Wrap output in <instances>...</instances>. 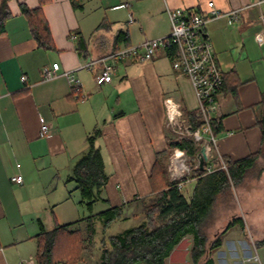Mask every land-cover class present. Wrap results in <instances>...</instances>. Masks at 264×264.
Listing matches in <instances>:
<instances>
[{
  "label": "crops",
  "instance_id": "1",
  "mask_svg": "<svg viewBox=\"0 0 264 264\" xmlns=\"http://www.w3.org/2000/svg\"><path fill=\"white\" fill-rule=\"evenodd\" d=\"M209 1L224 12L239 10L237 20L229 23L221 16L205 28L223 73L213 111V122L219 123L215 150L225 164L253 160L237 182L230 180L214 193L206 183L210 172L199 176L190 170L181 190L186 201L198 180V195L212 196L197 227L202 252L193 259L195 234L189 232L165 264H264V141L258 123L264 114V0H254L259 1L255 5H249L252 0H83L80 10L69 0H7L11 16L0 35V264H37L42 230L90 213L71 178L89 135L107 178L103 200L92 205V212L121 206L119 218L141 214L144 222L142 208L133 210L134 205L171 181L168 171L166 177L153 172L158 154L177 141L164 126L163 98L180 102L184 114L198 112L193 87L172 68L168 49H157L148 60L120 61L112 79L100 85L95 82L100 65H82L167 34V8L204 12ZM21 5L40 9L52 49L37 45ZM119 32H127V41L116 40ZM54 62L59 74L42 79L41 67ZM67 70L80 80L78 90L62 75ZM15 175L22 176L21 183L11 181ZM97 222L102 236L103 220L95 219V230ZM59 257L56 264H68ZM97 258L95 249L82 250L73 264H95Z\"/></svg>",
  "mask_w": 264,
  "mask_h": 264
},
{
  "label": "trees",
  "instance_id": "2",
  "mask_svg": "<svg viewBox=\"0 0 264 264\" xmlns=\"http://www.w3.org/2000/svg\"><path fill=\"white\" fill-rule=\"evenodd\" d=\"M46 0H40L43 3ZM74 10L82 8L83 0H69ZM21 11L28 20V26L32 37L39 47L52 49L53 44L48 31V26L39 8H28L21 5ZM11 16L7 6V0L0 1V35L4 32V23ZM123 34V35H121ZM127 41V32H119L116 40ZM261 103L264 107V92ZM193 126L201 123L198 112L185 114ZM264 141V114L259 120ZM214 132L219 129V123H212ZM97 129L93 134L97 133ZM174 147L182 149L191 164V172L197 175L206 173L205 168L199 170L196 163V154L199 146L191 140L170 141L168 149L159 153L153 167V172L167 175V159ZM252 157L239 161L226 160L227 173L220 169L208 174L206 183L210 193L228 186L230 180L237 182L246 169L251 165ZM230 179L228 178V176ZM71 178L77 183L81 202L86 205L90 213L75 222L57 225L50 230H42L37 238L36 262L37 264H56L59 260L55 257V249L58 240L63 239V248L60 253L62 263L73 264L79 259L82 250H90L95 244V219L103 220V235L98 241V258L95 264H165V259L174 245L186 234H195V244L192 250L193 259L202 252L203 239L197 232V227L202 213L212 202V196L202 197L198 195V185L192 199L187 202L181 191L178 190L175 181H167L166 188L144 198L142 210L144 222L130 227L120 234L105 235L109 226L121 216V206H108L105 210L92 212V205L99 200L100 191L106 183V175L103 169V159L97 148L93 146V135L86 137V148L72 168ZM158 219L161 222L158 223ZM82 223V224H80ZM261 242L264 243V240Z\"/></svg>",
  "mask_w": 264,
  "mask_h": 264
},
{
  "label": "built area",
  "instance_id": "3",
  "mask_svg": "<svg viewBox=\"0 0 264 264\" xmlns=\"http://www.w3.org/2000/svg\"><path fill=\"white\" fill-rule=\"evenodd\" d=\"M258 3L259 1L252 0L249 5ZM206 6L207 10L204 12L167 8L170 23L167 34L145 39L138 45L118 48L82 66L89 68L93 63L100 65V69L95 75V82L100 85L112 79L117 64L122 60L129 58L140 61L148 60L159 48L171 50L173 54L172 68L188 78L193 87L201 123L198 126H193L183 113L181 103L170 96H165L163 98L164 126L175 134L176 140H191L199 147L204 143L206 154L204 168L206 172H212L216 169L227 170L224 159L215 150L217 137L212 125L216 97L223 85V73L216 60L212 42L205 34V28L210 21L221 16H226L229 23L237 20L239 10L224 12L215 8L212 1L207 2ZM58 70L57 62L42 66V79H51L57 76ZM62 75L66 77L72 89H79L81 82L72 71H63ZM25 79L26 76L21 75V80ZM41 132L42 134L47 133L46 124H42ZM195 165H197V159ZM190 167L191 164L186 153L182 149L174 147L169 157L168 172L171 181L176 182L180 191L184 187ZM10 179L18 183L22 182L21 175L12 176Z\"/></svg>",
  "mask_w": 264,
  "mask_h": 264
},
{
  "label": "rangeland",
  "instance_id": "4",
  "mask_svg": "<svg viewBox=\"0 0 264 264\" xmlns=\"http://www.w3.org/2000/svg\"><path fill=\"white\" fill-rule=\"evenodd\" d=\"M261 163H264V161H261ZM168 171V170H167ZM151 183L153 184L154 187H156V180L154 181H151ZM148 197H144V199L146 200ZM128 208V207H127ZM142 208V201L140 202H137L134 207H133V210H140ZM126 213V212H125ZM123 215H127V214H124ZM122 215V216H123ZM135 215V214H134ZM132 214L126 216V217H121L119 219H117L109 228L108 230L105 232V235H115L117 233H121L123 232L124 230L132 227V226H136L138 225L139 223L142 222L143 220V217L141 214H136L135 216ZM101 237V227H99V223L97 222L96 223V232H95V235H94V239H95V244H93V249H95L97 251V246H98V241ZM63 248V239H60L58 240V244H57V247L55 249V252H56V258H58V254H60L61 251ZM60 252V253H59Z\"/></svg>",
  "mask_w": 264,
  "mask_h": 264
},
{
  "label": "water",
  "instance_id": "5",
  "mask_svg": "<svg viewBox=\"0 0 264 264\" xmlns=\"http://www.w3.org/2000/svg\"><path fill=\"white\" fill-rule=\"evenodd\" d=\"M196 159H197V166L199 170L204 169V161L206 159V154H205V144H201L199 147V151L196 154Z\"/></svg>",
  "mask_w": 264,
  "mask_h": 264
}]
</instances>
